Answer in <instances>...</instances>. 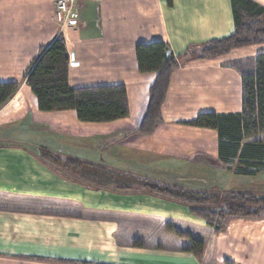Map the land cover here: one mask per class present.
Returning <instances> with one entry per match:
<instances>
[{
    "label": "crops",
    "instance_id": "crops-1",
    "mask_svg": "<svg viewBox=\"0 0 264 264\" xmlns=\"http://www.w3.org/2000/svg\"><path fill=\"white\" fill-rule=\"evenodd\" d=\"M55 1L0 0V83H19L0 109V197L14 199L0 202V264H264V218L231 219L215 234L183 204L121 189L137 187L121 176L193 190L207 188L216 169L223 178L239 176L219 159L214 130L185 124L202 113L239 114L241 79L228 62L264 54L258 44L199 57L204 43L233 33L231 1L76 0L79 24L61 34ZM252 1L264 7V0ZM59 35L68 85H123L128 117L85 123L74 111H39L25 76ZM153 42L165 43L179 66L162 123L141 135L155 74L138 71L135 47ZM40 152L50 157L42 160ZM67 161L81 162L82 170ZM170 229L204 242L202 260Z\"/></svg>",
    "mask_w": 264,
    "mask_h": 264
},
{
    "label": "trees",
    "instance_id": "trees-1",
    "mask_svg": "<svg viewBox=\"0 0 264 264\" xmlns=\"http://www.w3.org/2000/svg\"><path fill=\"white\" fill-rule=\"evenodd\" d=\"M164 1L171 6L172 0ZM230 1L233 33L226 38L204 43L200 58H218L233 49L264 44V7L252 0ZM135 58L140 73L155 74L137 129L141 135H150L162 123V105L171 75L179 63L163 42L138 44L135 47ZM68 64L69 56L61 35L43 48L34 60L25 76V82L36 99L39 111H74L78 120L85 123H107L128 117V99L123 85L71 88L68 85ZM228 66L241 79V112L202 113L185 124L214 130L218 137L217 152L221 162L228 166L233 165L235 174L251 177L264 172V137L257 139L264 136V54L232 60L228 62ZM18 87L19 83L16 82L0 83V109L16 93ZM39 157L46 161L50 156L40 152ZM80 163L67 161L65 165L82 170ZM107 175L109 180L119 183L115 174ZM120 179L124 183L136 182L137 187L126 185L121 188L125 191L137 188L147 194L183 204L192 216L200 218L215 234L224 231L231 219L264 218V194L256 196L248 192L230 191L219 195L209 191L170 186L147 178L121 176ZM170 232L187 239L189 246L184 251L191 253L198 261L202 260L204 242L174 229H170Z\"/></svg>",
    "mask_w": 264,
    "mask_h": 264
},
{
    "label": "rangeland",
    "instance_id": "rangeland-1",
    "mask_svg": "<svg viewBox=\"0 0 264 264\" xmlns=\"http://www.w3.org/2000/svg\"><path fill=\"white\" fill-rule=\"evenodd\" d=\"M214 171L217 172L216 175H213L215 176V179L212 181H208L207 188L203 189L202 191H209L212 194H219V195H222L230 191L231 192H238V191L248 192L256 196H260L264 194V172L258 173L257 175L251 176V177L249 176H246V177L245 176H234L233 177L229 175V173H227L228 176L224 175L226 178H223L221 174L218 173L217 169ZM157 182L163 183V184H169L170 186L175 185L178 187H182L180 184L177 185L178 183L170 184V183L163 182V181H157ZM222 185L224 186L227 185V187L225 188ZM3 200H6L7 201L6 203H9V206L14 205L13 203L14 199L0 197V202ZM20 203H21L19 204L20 206H25L23 204V201H21Z\"/></svg>",
    "mask_w": 264,
    "mask_h": 264
},
{
    "label": "built area",
    "instance_id": "built-area-1",
    "mask_svg": "<svg viewBox=\"0 0 264 264\" xmlns=\"http://www.w3.org/2000/svg\"><path fill=\"white\" fill-rule=\"evenodd\" d=\"M78 5L76 0H56L54 5L53 21L58 27V33L61 34L65 28L77 27Z\"/></svg>",
    "mask_w": 264,
    "mask_h": 264
}]
</instances>
